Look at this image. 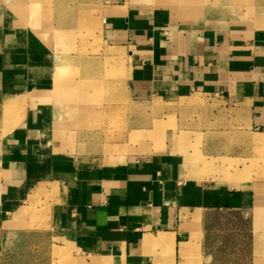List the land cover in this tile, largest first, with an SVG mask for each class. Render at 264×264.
Returning a JSON list of instances; mask_svg holds the SVG:
<instances>
[{
    "label": "crops",
    "instance_id": "obj_1",
    "mask_svg": "<svg viewBox=\"0 0 264 264\" xmlns=\"http://www.w3.org/2000/svg\"><path fill=\"white\" fill-rule=\"evenodd\" d=\"M96 1L97 20L87 22L126 55L131 101L202 95L236 132L264 130V27L248 6ZM78 22L75 13L68 24ZM81 56L85 66L73 64L75 78L58 77L68 67L58 51L0 0V255L9 237L38 232L48 233L67 264H228L223 234L239 229L229 218L253 216L255 195L185 165L187 140L177 152L175 142L159 151L122 153L118 144L95 141L84 149L82 133L65 121L89 118L103 104L95 93L110 87L112 53Z\"/></svg>",
    "mask_w": 264,
    "mask_h": 264
},
{
    "label": "rangeland",
    "instance_id": "obj_2",
    "mask_svg": "<svg viewBox=\"0 0 264 264\" xmlns=\"http://www.w3.org/2000/svg\"><path fill=\"white\" fill-rule=\"evenodd\" d=\"M4 1L29 17L32 27L58 51L68 65V74L64 76L75 78L73 64L85 66L86 56L81 55L120 51L106 45L98 26L92 27L87 22L97 20L100 3L96 0ZM200 1L210 0H193L192 5ZM236 1L253 11L255 20L252 21L257 27H264V0ZM75 13L79 14V22L69 25ZM72 54L79 55V61L76 56L77 61L73 63ZM122 56L106 58L105 79H110V87L95 93V102H105V105L96 104L89 118L81 115L77 121H65V126L82 133L79 142L84 149L89 141H95L108 145V149L118 144L122 153L159 151L164 144L175 142L177 152L181 140H187L190 152L188 148L183 150L187 158L185 165H193L198 173L213 182L229 183L255 195L253 216L237 214L229 218L239 229L236 234H223L226 244L222 259L228 264H264V130L236 132L230 122L216 115V101L202 95L173 102L154 100L140 104L131 101L122 68L126 55ZM95 67L102 69L97 63ZM100 78L102 82L103 74ZM105 97L109 102H102ZM193 98L198 102L190 103ZM34 199L32 195L30 200ZM227 218L221 217L222 222L228 223ZM52 242L48 233H16L6 239L0 264H67L69 259ZM66 254L71 255L69 250Z\"/></svg>",
    "mask_w": 264,
    "mask_h": 264
},
{
    "label": "bare ground",
    "instance_id": "obj_3",
    "mask_svg": "<svg viewBox=\"0 0 264 264\" xmlns=\"http://www.w3.org/2000/svg\"><path fill=\"white\" fill-rule=\"evenodd\" d=\"M173 1L176 2V3H182L184 0H173ZM192 1H193V0H192ZM221 11H222V10H221ZM215 13H216V12H215ZM122 55H123V54L120 53V52H118V51L112 53V56L115 57V58H116V57H118V58H119V57H123ZM118 58H117V59H118ZM119 59H120V58H119ZM121 59H122V58H121ZM67 74H68V71L64 68L63 71H61V72L58 73V77H62V76L67 75ZM194 102H197V100L194 101ZM83 111H85V110H83ZM83 111H82V112H83ZM136 136H137V135H136ZM185 162H187V158L185 159Z\"/></svg>",
    "mask_w": 264,
    "mask_h": 264
}]
</instances>
